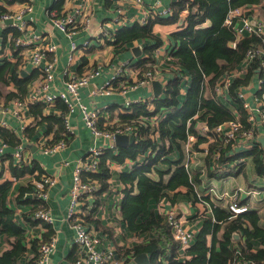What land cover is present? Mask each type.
<instances>
[{"label": "trees", "instance_id": "16d2710c", "mask_svg": "<svg viewBox=\"0 0 264 264\" xmlns=\"http://www.w3.org/2000/svg\"><path fill=\"white\" fill-rule=\"evenodd\" d=\"M260 2L261 0H175L171 3V14L156 16L145 24L136 22L131 27L123 26L114 32V40L109 43L116 48L124 49L127 44L142 38L154 41L153 45L144 48L146 56L137 62L140 68L137 79L132 83H127L135 84L144 78L148 71L153 73L154 57L158 46L162 44L161 39L152 31L153 23L177 22L180 19V12L188 11L186 24H182L180 30L172 34L178 44L171 51V59L179 66L180 72L187 73L190 77V85L183 102L180 104L178 98L181 78L175 74L174 78L168 82L163 97L132 103L124 108L108 106L98 118L97 124L100 129L113 130L118 125H130L137 131L133 144L124 147L117 146L115 152L111 149L104 150L103 154L99 156L98 172L83 175L84 179L90 177L100 184V189L94 194L93 208L86 215L84 214V221L87 224L93 223L96 228L108 233L107 228L102 226L92 215L99 205L100 196L109 187L110 163H123L127 159L136 163L130 171L120 174V181L124 188L119 212L128 233L145 236V238L144 241L125 249L124 254L132 257L137 253L144 252L149 256V264H236L242 259L264 263V227L259 225V216L256 211L250 210L232 215L227 208H224L226 206H216L208 197H205L212 210L214 221L210 216L205 217L194 241L180 252L178 242L174 240L164 218L160 214H156L150 207L151 201L169 198L171 202L176 199L178 194L186 195L192 201L197 200L194 186L190 183L189 174L182 164V144L187 136V121L199 113L198 118L205 119L210 126L234 119L233 113L216 99L214 85L223 73L240 67L250 47H264V35H246L236 38L233 31L235 18L230 24H226L225 19L230 10ZM4 12L6 9L0 5V15ZM207 20L210 25L201 27ZM9 30L10 28H5L4 35ZM12 32V38L19 35L16 30ZM230 42H235V46L232 47ZM127 49L129 48L124 50ZM13 53L16 54L17 51ZM21 63L22 59L19 57L14 63L8 60L0 62V100L4 105L14 99L25 98L28 86L39 74L37 71L26 74L19 68ZM257 67H259V58L253 60L244 78L234 79L230 86L231 96L234 95L237 86L248 83ZM39 72L41 74V71ZM117 83H120V78L113 80L111 88H115ZM10 84L16 89L8 90L7 87ZM233 101L237 105L241 121L245 122V110L242 108L241 102ZM149 104L152 105V110L148 109ZM47 107L49 106L41 102L28 105V111L32 112L36 122L32 127H26L23 130L24 138L30 140L34 137L35 128L45 124L46 132L53 134L49 143L59 139L69 141L71 135H66L64 124L67 105L62 100H56L55 104L49 107L58 109L59 114L44 113ZM118 107L121 110L116 114L115 124L106 123ZM156 113H163L153 130L158 136V141L150 137L149 125L146 122H144L146 124L139 122L140 118L151 117ZM188 129L194 130L193 122H190ZM0 136L11 148L21 145L22 142L24 144L28 142L6 128H0ZM215 145L211 146V151ZM175 152L179 153V157L177 160L171 161L169 157ZM240 156H251L255 172L260 176L264 175V161L259 145ZM5 158L9 161V170L13 179L35 172L37 173L36 180L39 175L44 174L37 161L31 163L25 161L16 165L13 164L10 155H6ZM140 158L142 159L139 161ZM220 159L222 162L223 157ZM165 166L167 169H162ZM152 173L157 174L159 179H153L150 176ZM225 175L221 174L218 177ZM164 176L167 177L164 178ZM12 186L10 180L0 183V247L3 241L9 244L8 248L0 251V264H21V258L28 249H31L33 256L27 264H36L39 259L38 245L41 242H48L55 236L51 224L35 219L42 222L46 231L42 238L31 240L29 247L26 245V231L17 223L15 211L8 204ZM33 188L32 183L20 187L17 199H22L27 203L31 202L32 200H29L28 196L33 192ZM178 188L186 190L184 193H177ZM170 191L175 192L170 196ZM33 199L35 203L32 212L46 208L43 201ZM243 202L244 200L239 203ZM233 232H237L240 237L234 239ZM256 242H258L257 247L255 246Z\"/></svg>", "mask_w": 264, "mask_h": 264}, {"label": "crops", "instance_id": "0c3cea01", "mask_svg": "<svg viewBox=\"0 0 264 264\" xmlns=\"http://www.w3.org/2000/svg\"><path fill=\"white\" fill-rule=\"evenodd\" d=\"M173 1L175 0H162L161 5L156 4L155 0H142V5H137L135 0H32V10L25 15V20L28 23L26 35H39L40 38H44V40L50 41L56 45V50L52 53L45 54L44 57V62H51L55 67L54 79L50 82V90L59 92L64 88L66 76L63 70H67V74L70 76H76L97 68L99 74L93 76L85 86L80 87L78 90L80 101L86 106L100 108L104 106H119L124 108L126 107L127 101L132 102L140 98L152 100L155 98L151 83L147 86L138 82L135 84H127L137 79L140 70L137 62L146 56L144 48L148 45H153L154 41L146 38L137 39L124 46V49L129 48L127 50L116 48L109 42H113L114 32L123 26L131 27L136 22L143 24L141 22L142 20H145L146 23L156 17L157 14L159 17L170 14L168 11L163 12V9H165L166 6H171ZM0 5L3 6L6 11L12 12L22 7L23 3L15 0H0ZM78 9L88 14L89 23L87 26L84 24L83 26H79L78 24L69 34L61 31L54 25L52 18H61ZM118 9L123 12L122 18ZM242 12L246 16L254 14L253 16H260L264 20V0H261L259 4H246L230 10L225 19V23L228 24V21L233 18H235L234 24L240 23V13ZM187 15L188 11L183 10L180 12L181 21L167 24L155 22L152 26L153 33L162 41V44L157 48L158 54L157 56L155 54L156 57H154L155 61L152 68L154 79H157L163 86L162 92L158 97L164 96L168 82L174 78L175 74H178L181 78L178 97L180 104L183 102L186 91L190 85V77L187 73H181L179 66L171 59V51L175 48L176 44H178L172 37V34L180 30L182 24H186ZM7 25L6 22H0V62L8 60L14 63L19 57L22 59L19 68H21L23 72L29 74L33 71H37L39 73L33 78L28 88L33 85H39L41 74L39 70L35 69L30 63L27 51L20 48L16 54L13 53L14 51L11 47L12 43L9 42L8 35H4V30L7 28ZM209 25L210 22L207 20L201 27H207ZM104 29L109 32L110 38L92 40V36ZM84 41H90L88 46H81L82 48L76 50L72 54V59H69L68 56L71 52L72 43L80 46ZM136 45L141 46L139 55H135L132 52V47ZM116 73H120L118 77L120 78V83H117L115 88H111V90L107 91L105 94H99L96 89L104 85L105 82L110 80ZM257 73L258 71L256 68L248 83L255 79ZM243 77L244 74H241L240 78ZM14 88L12 84L7 87L8 90H13ZM28 88L27 90H29ZM244 91L247 94L246 101L252 106H256V99L254 96L256 89L250 86L245 88ZM1 104L3 103L0 100V105ZM222 104L233 114L234 112H238L237 105L233 102L223 101ZM49 107H47L44 113L59 114L58 109ZM119 107L114 110L113 116L106 123L115 124L116 114L121 110ZM23 114V121H19L13 116L4 115L3 118L1 116V118L6 121V126L3 127L0 125V128L11 130L16 133L17 136L24 138L25 133L23 130L26 127H32L36 119L32 112L28 111V108L26 110L24 109ZM193 120H197V117ZM69 123L74 133L71 135V139L66 142V145L58 152L44 154L41 150V145L37 143V141H40L46 144L52 140L53 134L52 132H46L45 124L35 128L33 132L34 137L30 140L24 138L28 141L27 144L22 142L24 146L23 155L26 163L37 161L42 171H44V174L41 175H49L56 178V181L47 189L48 197L47 200L44 201V205L52 218L51 229L55 236V249L50 254L47 264H75V260L78 257V248L73 242V237L75 235L74 228H72L67 219H65L70 201L69 189L71 187V177L74 167L80 164L79 160L83 157L86 150L96 142L91 136L90 131L84 126L81 114L78 110L70 113ZM259 129L261 131V128H258V132ZM261 135L264 136L262 133L258 134L257 140ZM157 137L158 136H156V138ZM259 144L263 146L260 142ZM0 145H4L5 151L4 153H0L2 162L0 183L5 180L12 181L13 186L8 196V204L15 211L17 223L26 231L25 243L29 247L31 240L42 238L46 229L42 222L36 221L32 216V209L35 203L33 201L34 197L28 196L29 200L32 201L27 203L22 201V199L18 200L17 195L19 188L28 186L32 183L37 173L25 174L20 178L13 179L9 170V161L5 156L10 155L13 164H15V160L11 153L16 147H9L6 140L1 136ZM178 157L179 153L175 152L172 153L169 159L175 161ZM243 157V162L233 170L230 176L225 175L218 177V175L221 176V174L213 171V162L210 161L209 156H205L202 152H197L193 155V162L190 164L189 171H187L189 180L190 183L193 184L196 193L204 194L216 206H226L224 208L228 209V196L230 195H236L239 202L244 200L242 204L248 206V211L253 210L257 212L259 216L258 223L260 226L264 227V175L260 176L255 172L251 156ZM141 159L142 158H140L139 161ZM183 160L184 153L182 162ZM135 164L136 163L129 159L125 160L123 163H110L111 176L108 181V190L102 193L99 198V205L97 209L93 211L97 216H94V214L92 215L102 226L107 228L109 232H104V230L96 228L93 223H89L91 227H95V234L101 238L100 247L105 248L106 251L112 253L115 258L123 261V264H136L133 261V256L130 257L124 254L125 249L131 248L134 244L144 241L145 238V236L128 233L121 219L120 212L115 209L118 195L122 198V190L124 188L123 183L120 181V174L121 172L130 171ZM162 169H167V166ZM41 175H39V178ZM150 176L155 180L159 179L155 173H152ZM166 177L167 176H164V178ZM210 188H212V190H210ZM213 188L214 192H212ZM185 190V188H178L176 192L184 193ZM173 192L175 191L169 192L170 196ZM134 193H136V191H134ZM223 194L226 196L221 197ZM170 206L177 209L179 215L187 219L185 223L186 226L189 230H194L196 235L199 233L202 227V221L205 217L210 216L214 221L212 210L208 207L209 204L203 206L192 201L190 197L183 194H178L176 199L171 202L169 198L150 202V207L156 214L159 213V209L165 210V208L168 209ZM87 212H89V209L83 208V213L85 215ZM114 212H116V216H114ZM239 237L240 235L237 232H233L234 239H238ZM256 243L255 246L257 247L258 242ZM8 247L9 244L3 241L0 251ZM32 256L33 253L31 249H28L21 258V264H27Z\"/></svg>", "mask_w": 264, "mask_h": 264}, {"label": "built area", "instance_id": "2783aa9c", "mask_svg": "<svg viewBox=\"0 0 264 264\" xmlns=\"http://www.w3.org/2000/svg\"><path fill=\"white\" fill-rule=\"evenodd\" d=\"M12 1V0H6ZM21 1L23 6L15 11H6L0 15V22L5 23L7 20H11V23L7 25L10 28L7 31L9 42L12 43L11 47L13 51H19L23 48L27 51L29 61L35 69L41 71V81L39 85L30 86L25 98L22 100L14 99L7 105H0V112H2V118L4 115L13 116L19 121L24 120V109L28 108L29 104L45 103L48 106H53L56 100H62L67 105V114L64 115V124L66 135H72L74 133L72 126L69 123L70 113L78 110L81 114V119L84 126L90 131L91 136L95 139V143L91 145L79 160L80 165L74 167L71 177V187L69 189L70 201L65 219L74 228L75 235L73 242L78 248V257L75 260V264H123V261L115 258L112 253L106 251L105 248L100 247L101 238L95 234L94 228L84 221L83 206L92 210L94 202V194L100 189V184L97 180H92L90 177L83 178V175L94 174L98 172L99 168V156L103 154L104 150L111 149L114 152L117 147L114 142L115 134H132L137 136V131L130 125H118L113 130H103L98 127V118L101 117L102 111L107 107H88L80 101L78 90L80 87L85 86L88 81L95 75L99 74L97 68L88 70L80 75L70 76L67 74V70H63L66 76L64 82V88L59 92H53L50 90V82L54 79V66L51 62H44L45 54L52 53L56 50V45L50 41L40 38L39 35H26L28 23L25 20V15L32 10V0H15ZM162 0H155L156 4H161ZM230 1V0H228ZM137 5H142V0H135ZM164 11L172 13L171 6H166ZM187 11V10H186ZM122 18L123 12L118 9ZM158 13V12H157ZM254 15V14H253ZM249 14L246 16L243 12L240 13V23L233 24V31L236 38H242L246 35H264V20L260 16H253ZM158 16V14H157ZM54 25L61 31L70 34L71 30L79 24L83 26L88 25V14L82 12L80 9L75 10L72 13H68L61 18H52ZM143 24L145 20L141 21ZM232 20L228 21L230 24ZM13 30L19 32V35L12 38ZM109 32L104 29L96 35L92 36V40L108 39ZM90 41H84L80 46L75 43L71 45V52L68 56L72 59V54L82 48L87 47ZM232 47L235 46V42L229 43ZM82 46V47H81ZM158 51L156 52V56ZM19 55V54H18ZM155 56V57H156ZM259 58V67H257L258 73L254 80H251L245 85H239L235 88L234 95H230V86L234 79L240 78L241 74L248 72L253 60ZM24 60V59H23ZM120 73H116L110 80L105 82L104 85L97 88L99 94H105L111 90L112 82L115 78H118ZM244 78V77H243ZM154 79V74L148 71L144 78L138 83L149 85ZM126 85V84H125ZM254 87L256 106H252L246 101L247 94L244 89L247 87ZM127 87V86H126ZM14 88L13 90H15ZM214 94L216 99L223 103V101H230L236 104L233 100L241 102L242 108L245 110V122L241 121L238 112H234V119L225 121L219 124L210 126L205 119H199L198 114L189 118L187 121L188 128L190 122H193L194 130L191 131L187 128V136L182 144V151L184 153L183 166L187 171L190 169V164L193 162V155L197 152H202L205 156H209L211 162H213V171L216 173L226 174L230 176L233 170L243 162L244 157L240 156L256 145H259L262 150V156L264 161V146L262 147L257 140V135L264 134V48L263 46H252L246 52L240 68H235L228 72L223 73L216 81L214 85ZM147 99L140 98L132 102L127 101L126 107L132 103H141ZM148 109L152 110V105H148ZM163 113H156L151 117H142L140 121L142 124H148L151 130L150 137L158 141L157 134L154 133L155 125L160 121ZM197 117V120H193ZM0 119V125L5 127L6 121ZM146 122V123H144ZM258 128L259 132L257 131ZM41 146V150L44 154L54 153L61 150L66 145L65 139H59L53 143H46L37 141ZM215 147L211 151V146ZM229 148L226 149V147ZM24 146L21 144L17 146L11 153L15 160V164L19 165L25 162L23 155ZM4 145H0V153H4ZM223 157L221 162L220 158ZM2 170V162L0 159V171ZM56 181V178L49 175H41L40 178L34 180L33 192L31 196L40 200L46 201L48 197L47 189ZM109 183V182H108ZM108 190V189H107ZM106 190V191H107ZM212 190V188H210ZM105 191V192H106ZM214 192V188L213 191ZM197 200L195 202L201 205L209 204L204 194L196 193ZM226 196L225 194L221 197ZM121 197L118 195V200L115 204V209L119 212ZM166 206V205H165ZM210 208V206H208ZM228 210L232 215H237L248 211V206L240 204L236 195L228 196ZM97 216L96 213H93ZM167 223L174 240L178 242V250L182 252L187 248L196 236L194 230H189L186 226V218L179 215L177 209L173 206L165 210L159 209V213ZM34 219L44 221L51 224L52 218L49 211L45 209H37L32 213ZM116 216V212H114ZM122 219V218H121ZM55 249V237H52L48 242H41L38 245L37 252L39 259L36 264H47L50 254ZM134 257V255H133ZM236 264H264L251 260L242 259Z\"/></svg>", "mask_w": 264, "mask_h": 264}, {"label": "water", "instance_id": "95a60500", "mask_svg": "<svg viewBox=\"0 0 264 264\" xmlns=\"http://www.w3.org/2000/svg\"><path fill=\"white\" fill-rule=\"evenodd\" d=\"M181 20L182 19L180 18L179 21H181ZM5 22H6V24H10L11 20H7ZM132 52L135 55H139L141 52V46L136 45V46L132 47ZM151 84H152L154 96L155 97L160 96V94L162 92V88H163L162 84L157 79H153ZM1 116H2V114L0 112V118H1ZM258 140L264 146V136H262V135L259 136ZM114 141L118 147H124V146H127L128 144H133L135 139H134V136L132 134H129V135H127V134H115ZM29 196L31 197L30 194H29ZM133 261L136 264H149L150 263L149 256L144 252L135 254L133 257Z\"/></svg>", "mask_w": 264, "mask_h": 264}, {"label": "clouds", "instance_id": "9594fccd", "mask_svg": "<svg viewBox=\"0 0 264 264\" xmlns=\"http://www.w3.org/2000/svg\"><path fill=\"white\" fill-rule=\"evenodd\" d=\"M115 142V141H114ZM116 145V144H115ZM116 147H117V145H116Z\"/></svg>", "mask_w": 264, "mask_h": 264}, {"label": "rangeland", "instance_id": "374dc122", "mask_svg": "<svg viewBox=\"0 0 264 264\" xmlns=\"http://www.w3.org/2000/svg\"><path fill=\"white\" fill-rule=\"evenodd\" d=\"M147 86V85H146ZM182 164H183V162H182Z\"/></svg>", "mask_w": 264, "mask_h": 264}, {"label": "bare ground", "instance_id": "6f19581e", "mask_svg": "<svg viewBox=\"0 0 264 264\" xmlns=\"http://www.w3.org/2000/svg\"><path fill=\"white\" fill-rule=\"evenodd\" d=\"M263 147V146H262Z\"/></svg>", "mask_w": 264, "mask_h": 264}]
</instances>
